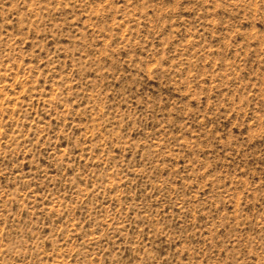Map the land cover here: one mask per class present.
<instances>
[{
    "label": "rangeland",
    "instance_id": "rangeland-1",
    "mask_svg": "<svg viewBox=\"0 0 264 264\" xmlns=\"http://www.w3.org/2000/svg\"><path fill=\"white\" fill-rule=\"evenodd\" d=\"M0 264H264V0H0Z\"/></svg>",
    "mask_w": 264,
    "mask_h": 264
}]
</instances>
